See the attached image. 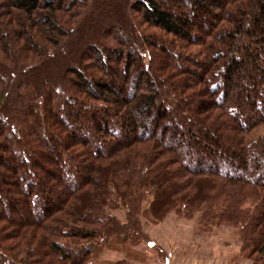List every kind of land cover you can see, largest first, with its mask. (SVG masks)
I'll list each match as a JSON object with an SVG mask.
<instances>
[{
  "label": "trees",
  "instance_id": "trees-1",
  "mask_svg": "<svg viewBox=\"0 0 264 264\" xmlns=\"http://www.w3.org/2000/svg\"><path fill=\"white\" fill-rule=\"evenodd\" d=\"M0 183V264H98L172 211L264 264V0H0Z\"/></svg>",
  "mask_w": 264,
  "mask_h": 264
},
{
  "label": "crops",
  "instance_id": "crops-1",
  "mask_svg": "<svg viewBox=\"0 0 264 264\" xmlns=\"http://www.w3.org/2000/svg\"><path fill=\"white\" fill-rule=\"evenodd\" d=\"M141 231L145 241L132 245L130 255L105 249L98 264H251L241 256L242 244L230 239L227 227L204 233L198 222L169 216L160 226L143 223Z\"/></svg>",
  "mask_w": 264,
  "mask_h": 264
},
{
  "label": "rangeland",
  "instance_id": "rangeland-1",
  "mask_svg": "<svg viewBox=\"0 0 264 264\" xmlns=\"http://www.w3.org/2000/svg\"><path fill=\"white\" fill-rule=\"evenodd\" d=\"M119 32H118V30L116 29H113L112 30V35H115V34H118ZM129 38V36H126V35H122L121 36V39H123V40H126V39H128ZM56 146H57V144H56ZM80 151H83V150H80ZM45 158V160H48V157H47V155L44 157ZM42 159V158H41ZM41 159H37V161H39V162H42L41 161ZM43 160V159H42ZM4 189L6 190V187L5 186H2L1 185V183H0V190H2V191H4ZM4 193V192H3ZM111 212V214L118 220V221H120L121 223H125V222H127V219H128V211L126 210V208H117V209H113V210H111L110 211ZM118 215H122V217H124V219H120L119 217H118ZM124 215V216H123ZM171 217V216H175V217H177V218H179V219H182V220H188V221H195V222H198L199 223V229H200V231H202V232H204V233H213L214 231H216V230H219V229H221V228H225V227H227V228H229L231 231H232V233H231V237H230V239L231 240H235V241H238V242H240L241 244H242V249H241V256L243 257V258H245L246 260H248L251 264H255L254 263V259L253 258H250V257H248V253L245 255V253H244V251H243V246H244V236H243V234L241 235H239V230L236 228V227H234V226H231V225H228V224H219V226H216V227H214L213 229H204V228H202L201 229V220H202V213L201 212H197L192 218H183V217H181L180 215H179V213H177V211H172L167 217H166V219L168 218V217ZM139 219H140V222H141V229H142V224L143 223H146V224H151V225H153V226H160L161 224H159V225H155V224H152L149 220H147L145 217H143V216H140L139 217ZM138 243H128V244H121V245H118V246H115V247H117V248H115V247H112L113 249L115 248V249H118V250H120L121 252H124V253H126L127 255H130V253H131V247H132V245L133 246H135V245H137ZM101 252H103V251H101ZM101 254V253H100ZM100 254H99V256H100Z\"/></svg>",
  "mask_w": 264,
  "mask_h": 264
}]
</instances>
